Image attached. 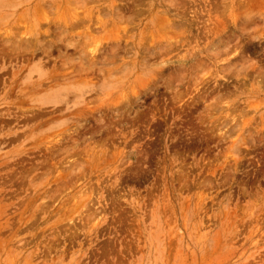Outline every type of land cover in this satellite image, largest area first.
<instances>
[{
  "label": "rangeland",
  "instance_id": "obj_1",
  "mask_svg": "<svg viewBox=\"0 0 264 264\" xmlns=\"http://www.w3.org/2000/svg\"><path fill=\"white\" fill-rule=\"evenodd\" d=\"M0 264H264V0H0Z\"/></svg>",
  "mask_w": 264,
  "mask_h": 264
}]
</instances>
